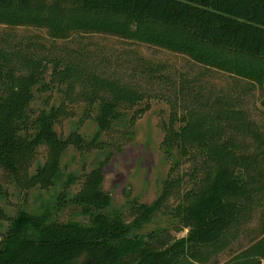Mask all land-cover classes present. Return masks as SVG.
Here are the masks:
<instances>
[{
    "label": "rangeland",
    "instance_id": "374dc122",
    "mask_svg": "<svg viewBox=\"0 0 264 264\" xmlns=\"http://www.w3.org/2000/svg\"><path fill=\"white\" fill-rule=\"evenodd\" d=\"M67 35L0 22V93L5 103H13L9 117L17 114L13 123L26 143L14 170L0 163V243L21 212L47 214L52 223L90 226L92 217L76 197L88 174L110 158L103 170V190L111 197L106 213L132 224L144 216L139 207L155 206L152 219L135 235L163 249L189 234L185 207L217 171L209 147L230 142L240 162L231 172L254 193V204L217 247L203 248L201 258L185 264H262L264 87L120 34ZM105 82L134 88L141 98L119 105V118L100 131L99 95L107 89ZM231 110L242 112L229 116ZM47 114L60 138L75 132L84 140L82 148L70 145L62 153L49 185L40 170L52 163V145L31 143L39 118ZM90 255L82 253L76 264Z\"/></svg>",
    "mask_w": 264,
    "mask_h": 264
},
{
    "label": "trees",
    "instance_id": "16d2710c",
    "mask_svg": "<svg viewBox=\"0 0 264 264\" xmlns=\"http://www.w3.org/2000/svg\"><path fill=\"white\" fill-rule=\"evenodd\" d=\"M0 22L47 27L57 37L93 30L120 34L187 54L209 67L236 74L252 87H264V0H0ZM2 76L0 66V88ZM105 86V93L99 95L100 131L109 127L112 118H119V105L141 98L134 88L106 82ZM12 104L5 103L0 93V163L10 170L16 168L17 153L26 145L13 123L17 114L9 117ZM241 112L231 110L229 116ZM52 117L39 118L38 132L31 140L52 145V163L40 170L48 185L58 175L62 153L70 145L82 148L84 143L75 132L60 138ZM235 148L230 142L209 147V159L217 171L185 207L189 234L163 249L135 235L152 219L155 206L139 207L144 216L132 224L106 213L111 203L103 190V170L110 160L106 158L88 174L76 197L91 215L92 224L52 223L47 214L21 212L11 220L0 243V264H76L84 252L91 255L83 264H121L128 259L133 260L131 264H185L189 258H199L201 248L217 247L254 204V193L244 190L243 180L231 172L240 163ZM155 235L149 234L150 238ZM263 251L264 245L259 256Z\"/></svg>",
    "mask_w": 264,
    "mask_h": 264
},
{
    "label": "crops",
    "instance_id": "0c3cea01",
    "mask_svg": "<svg viewBox=\"0 0 264 264\" xmlns=\"http://www.w3.org/2000/svg\"><path fill=\"white\" fill-rule=\"evenodd\" d=\"M211 247H213V246H209V247H206V248H208L207 250H209V249L211 250ZM202 250H203V248H201V255H199V258H201L203 256Z\"/></svg>",
    "mask_w": 264,
    "mask_h": 264
},
{
    "label": "built area",
    "instance_id": "2783aa9c",
    "mask_svg": "<svg viewBox=\"0 0 264 264\" xmlns=\"http://www.w3.org/2000/svg\"><path fill=\"white\" fill-rule=\"evenodd\" d=\"M262 264H264V261H263V263Z\"/></svg>",
    "mask_w": 264,
    "mask_h": 264
}]
</instances>
